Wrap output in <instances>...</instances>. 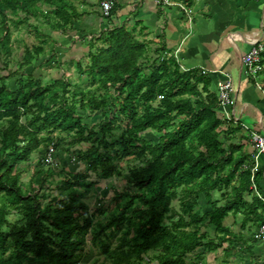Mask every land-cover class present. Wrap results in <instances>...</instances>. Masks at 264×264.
I'll use <instances>...</instances> for the list:
<instances>
[{
    "label": "trees",
    "instance_id": "16d2710c",
    "mask_svg": "<svg viewBox=\"0 0 264 264\" xmlns=\"http://www.w3.org/2000/svg\"><path fill=\"white\" fill-rule=\"evenodd\" d=\"M102 1L95 9L89 0H0V264H85L94 249L99 264H199L214 252L224 255L216 264H229L248 247L225 218L264 223L251 156L233 142L243 127L220 110L208 76L182 71L163 47L137 38L132 19L114 23V3L104 17ZM91 14L107 27L82 31ZM19 28L41 39L15 58ZM50 32H77L70 44H88L85 66L55 60L59 78L35 76L44 45L53 56L65 50ZM71 66L86 88L72 80ZM259 75L264 94V66ZM80 112L101 119L88 124ZM58 150L83 171L77 163L75 172L53 171ZM39 152L22 181L21 164ZM113 177L126 186L97 219L104 205L91 210L87 193L96 180ZM259 177L260 170L255 185ZM247 261L264 264L250 253Z\"/></svg>",
    "mask_w": 264,
    "mask_h": 264
},
{
    "label": "crops",
    "instance_id": "0c3cea01",
    "mask_svg": "<svg viewBox=\"0 0 264 264\" xmlns=\"http://www.w3.org/2000/svg\"><path fill=\"white\" fill-rule=\"evenodd\" d=\"M112 1L118 6L114 23L132 19L137 38L150 41L152 49L163 47L182 71L198 69L201 74L204 71L202 75L211 79L213 91L216 83L228 76L233 86L229 113L243 127L233 142L240 143L252 157L248 135L252 132L264 135L262 76L250 78L241 59L262 38L264 0H168L170 4L158 0ZM258 164L260 177L256 186L264 205V155L258 158ZM223 225L239 234L248 247L245 254H231L227 258L229 264H248L249 253L258 262L264 261V241H254L253 237L259 226L250 223L244 226L241 214H230ZM223 257L221 252H214L207 254L203 262L216 264Z\"/></svg>",
    "mask_w": 264,
    "mask_h": 264
},
{
    "label": "rangeland",
    "instance_id": "374dc122",
    "mask_svg": "<svg viewBox=\"0 0 264 264\" xmlns=\"http://www.w3.org/2000/svg\"><path fill=\"white\" fill-rule=\"evenodd\" d=\"M91 3H93V7H99V2L97 0H89ZM97 14H91V16H86L82 19L84 21L83 25L80 26L82 31L88 33L89 31H97L99 29L105 28L106 26H102L106 24V22L102 21L99 17L97 19ZM95 31V32H96ZM45 33H48V30H44ZM94 33V32H93ZM74 32L71 34H65L60 35L57 32H50L51 37H53L55 40H59L63 46L65 47V50L61 53H58V55L53 56L52 52H50V48L48 45H44L45 53L43 56L40 57V59L33 64V68H28L27 73H30L34 71V75L38 76L41 75L44 78H59L60 77V71L56 67V62H67L70 60L82 61V66L84 67L86 64V58L84 56L88 52V44L86 42H77L76 44H70V41L72 40ZM77 34V32H76ZM75 34V35H76ZM13 39V46L15 48L14 56L15 58H19L23 54V45L26 44L28 46L32 45H38L40 43V39L38 40L37 37H35L31 33H27L25 29L19 28L18 30L14 31L12 35ZM69 46H71L69 48ZM56 60V62H55ZM11 70L14 68L11 67ZM74 73L72 80L74 82H77L82 88H86V81L81 76H76V71L74 69V66H71V73ZM257 77V75H256ZM10 85H14V83H11ZM15 87V86H13ZM82 114V112H80ZM84 117H86L85 122L88 124H95L97 123L101 117L99 112H95L91 115L82 114ZM85 149L84 145L78 146V147H72L71 151H79ZM70 150V149H69ZM70 155H67L64 152L57 151V154L55 156V163L51 168L53 171H59L64 170L68 172H75L78 169L75 168L74 163H77L79 165V169L83 171V166L80 165V163L75 160L70 161ZM42 157V153L39 152L36 155H33L31 158V161L28 163L21 164L20 168L22 170V177L21 180L24 182H27L31 173L34 170L35 164L37 163L38 158ZM122 167H125V163L120 164ZM80 170V171H81ZM126 175V171H125ZM92 181H95V179L90 178ZM97 184L91 188L86 196V201L89 204V207L92 209L99 207L98 205H104V214L103 216L97 217V219H102L104 216H107L110 211L113 210L114 204H115V193L120 192L123 190L126 186V180L124 177H113L108 180H96ZM127 188V187H126ZM173 205L176 206V203L174 202ZM10 219H13V217H10ZM113 246L116 245V241L113 240ZM101 256L97 255V251L94 249L93 254L91 258L85 263V264H99L101 261ZM202 264H205L202 262Z\"/></svg>",
    "mask_w": 264,
    "mask_h": 264
},
{
    "label": "built area",
    "instance_id": "2783aa9c",
    "mask_svg": "<svg viewBox=\"0 0 264 264\" xmlns=\"http://www.w3.org/2000/svg\"><path fill=\"white\" fill-rule=\"evenodd\" d=\"M164 4H170L168 0H158ZM113 1L112 0H103L101 2L102 15L107 17L112 9ZM262 38L259 43L255 44L247 54L242 57V64L244 66L246 74L255 78L257 73L263 68V64L260 61V55L264 50V24L261 25ZM165 57H168L166 53H164ZM202 74H205L202 71ZM216 90L220 105V110L224 113L227 119L232 118L234 121H237L233 116L229 113V108L233 103L232 100V92L233 86L231 80L227 77L225 79H221L216 83ZM241 125V124H240ZM242 126V125H241ZM250 142L253 147V154L251 157L252 166L250 167V181H251V189L253 193L261 200V196L259 195V191L257 186L253 183V177L255 173L258 171L259 164L258 158L261 155H264V135H260L258 133H250ZM52 149H50V152ZM53 160L52 155L50 154L47 158V163H50ZM244 169H247V166H244ZM254 239L264 241V223L261 224L257 231L253 235ZM201 264V263H199Z\"/></svg>",
    "mask_w": 264,
    "mask_h": 264
}]
</instances>
